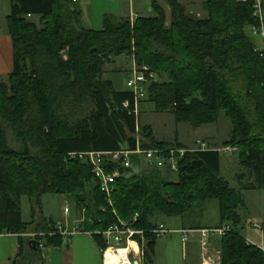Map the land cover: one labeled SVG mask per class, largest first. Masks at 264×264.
Masks as SVG:
<instances>
[{
	"label": "trees",
	"instance_id": "trees-1",
	"mask_svg": "<svg viewBox=\"0 0 264 264\" xmlns=\"http://www.w3.org/2000/svg\"><path fill=\"white\" fill-rule=\"evenodd\" d=\"M165 1L169 25L153 0L155 17L132 22L106 15L100 31L85 27L75 0L12 1L8 28L14 69L7 81L0 78V234L19 235L18 264H45L40 244L61 248L65 243L52 219L23 220V196L40 206L47 194L75 198L84 212L82 231L91 233L102 251L107 246L99 233L120 221L138 215L135 226L148 231L164 216L183 217L218 201L216 228L225 221L231 228L221 238V264H264V249L241 235L239 213L246 206L243 191L264 190V51L249 33L259 25L255 1L208 0V16L202 19L190 17L177 0ZM122 56L159 78L146 84L139 105L152 103L157 112H172L178 123L195 127L214 124L224 113L233 126L225 147L237 148L246 169L239 179L254 180L232 187L222 176L220 151L209 148L188 151L178 162L176 180L168 178V169H124L127 176L116 180L108 198L91 165L78 157L70 160V154L123 146L134 151L138 145L188 148L177 140H157L151 126L140 125L134 92L105 79L106 67ZM2 122L22 143L19 149L9 145ZM132 160L137 165L141 158ZM33 224L37 228L31 232ZM158 240L146 235L144 264H155Z\"/></svg>",
	"mask_w": 264,
	"mask_h": 264
},
{
	"label": "rangeland",
	"instance_id": "rangeland-1",
	"mask_svg": "<svg viewBox=\"0 0 264 264\" xmlns=\"http://www.w3.org/2000/svg\"><path fill=\"white\" fill-rule=\"evenodd\" d=\"M10 0H3L0 5V32L6 31L7 21L6 17L9 14ZM182 4L186 13L195 19H202L208 16L205 9V3L208 0H177ZM243 2L242 0H237ZM158 3L163 7L167 16V24L169 25L171 18V8L165 0H158ZM153 0H137L135 2V11L129 8L128 0H79L76 3V9L82 12V22L85 27L93 30L100 31L104 28V17L106 15L120 18L121 16H128L131 14L132 18L141 14L144 17H155L153 10ZM39 25V18L32 19ZM249 33L250 29H249ZM254 37V36H253ZM256 42L262 46L260 38L256 37ZM134 61L129 60L126 56L117 59L116 64L108 65L106 71L112 70L114 74H118L121 79V84L116 85L123 90L127 88L129 69H133ZM106 73V72H105ZM110 74L111 73H107ZM159 79V78H158ZM157 79V80H158ZM116 87V88H117ZM139 122L140 125H149L152 127L155 137L159 140L175 141L179 138L187 144L194 143L197 139L207 143L208 148L217 149L221 153V170L222 176L225 177L232 187L241 188L246 182L254 180L249 177L245 180H240L239 176L246 173V169L240 164L239 151L236 147H232L233 151L226 154L223 149L225 143L232 138V123L224 113L220 115L219 121L205 126L195 127L190 123H178L175 115L172 112H157L152 103L145 102L139 105ZM9 145L12 148L19 149L22 146L13 130L5 122H2ZM198 141L194 145L197 146ZM150 165L145 159L140 160V164L135 165V173H140ZM163 172L168 171L166 168L160 169ZM170 171V170H169ZM168 178L176 180L177 174L170 171ZM89 188V197H91ZM243 196L246 206L239 210L242 216L241 235L247 240L251 241L253 245L260 247L263 240V227H264V190H249L243 191ZM22 217L25 222L35 221L36 224H42L44 219H53L56 226L62 225L68 231H76L73 236H66L65 243L62 250H66L73 242L76 244L90 246L97 249L99 253V261L102 264V256L90 234L81 233V227L85 228L83 222L76 223L79 215V208L75 198L71 196L47 194L41 199L40 206L35 205L28 196H23L22 203ZM68 209L69 212H65ZM81 219H84L82 213ZM80 219V220H81ZM220 210L218 201H209L198 207L192 213L183 217L168 218L162 217L159 224H164L167 229L179 230L182 228L188 229L192 226H201L216 228L220 224ZM227 221L224 222L226 226ZM37 227V226H36ZM80 231V232H79ZM206 245L203 246L201 237L198 234H190L187 241H182V235L179 233H171L166 237L161 238L156 246V264H221V238L214 236L206 239ZM210 248L212 250H210ZM204 250H208L204 252ZM54 251V248H47L44 252L45 256ZM204 252V254H202ZM91 258V257H90ZM133 261L138 259L132 256ZM202 259V260H200ZM145 258L143 259V264ZM46 264V261H45Z\"/></svg>",
	"mask_w": 264,
	"mask_h": 264
},
{
	"label": "built area",
	"instance_id": "built-area-1",
	"mask_svg": "<svg viewBox=\"0 0 264 264\" xmlns=\"http://www.w3.org/2000/svg\"><path fill=\"white\" fill-rule=\"evenodd\" d=\"M114 1V0H112ZM246 2L248 0H242ZM254 17L259 21V25H255L250 28L251 35L258 37L262 41V46H259L257 50L264 51V0H254ZM136 18H132V22ZM158 76L147 67L139 68L134 62L133 71L128 79L126 85L127 88L134 92L136 96L135 113L139 114L138 100L145 96L146 84L155 81ZM124 107H129V103H124ZM207 143L198 141L197 146L193 148H141L137 146L136 150H130L127 146H123L121 150L115 152H86V153H72L69 155V159L73 160L77 157L81 160L89 163L92 167V173L99 182L100 189L105 193L108 198L113 193V184L121 176H127L123 172L124 169H134L132 157L137 156L145 159L150 165L158 169L166 168L174 173L178 172V162L185 156L188 151L196 150H208ZM219 151V150H218ZM223 151L228 154L233 151L232 147L224 148ZM65 212H69L65 209ZM84 213V212H83ZM139 216L136 215L131 221H120L119 224L110 227L107 231L99 233L105 240L106 249L103 250L104 264H107V256L119 255L121 250H127L126 259L123 261L127 264H135L137 261L139 264H143L144 259V246L146 235L149 234L157 239L166 237L171 233H179L182 235V241L185 243L187 237L190 234H198L201 237L203 246L206 245V239L210 237H224L231 231L229 226H223L221 228H207V229H179L170 230L167 229L164 224H159L156 227L145 231L135 226ZM84 220V219H83ZM57 232L64 236H73L76 231H68L62 225L57 226ZM91 234V233H90ZM140 239V240H139ZM248 243L253 244L247 240ZM132 244L136 245L135 249ZM40 247L43 249L44 245L41 243ZM208 250H204L207 252ZM204 252L202 254H204ZM132 256L138 258L132 260Z\"/></svg>",
	"mask_w": 264,
	"mask_h": 264
},
{
	"label": "crops",
	"instance_id": "crops-1",
	"mask_svg": "<svg viewBox=\"0 0 264 264\" xmlns=\"http://www.w3.org/2000/svg\"><path fill=\"white\" fill-rule=\"evenodd\" d=\"M12 1L10 0V11L8 16L11 13V6H12ZM76 3L79 2V0H75ZM129 1V8L132 11H135V2L137 0H128ZM3 2V0H0V5ZM133 12V11H132ZM8 16L6 17L7 21V29L6 31L0 32V78L4 81L8 80L9 75L13 72L14 69V46H13V41L9 33V28H8ZM141 16V14L136 15V17ZM125 17H130L132 19L131 14L126 15V16H121L120 18H125ZM37 17H33L31 19H35ZM105 18V17H104ZM104 25V23H103ZM130 71L131 68L129 69V72L127 71L128 74V79L130 78ZM107 73H111L107 74ZM105 79L110 80L113 82L114 86L117 87L116 85L121 84V79L118 76V74H114L112 70H107L105 73ZM118 90H123L121 88H118ZM142 105V104H141ZM155 136V135H154ZM157 140H159L157 137H155ZM179 143L183 144L184 146L188 148H193L194 145L196 144L197 141H201L197 139L194 143L192 144H187L180 140L179 138H176ZM159 141H165V140H159ZM165 142H173V141H165ZM79 208V207H78ZM83 211L79 208V215L78 218L76 219V223H82L83 220L81 219ZM81 219V220H80ZM53 220V219H52ZM30 223V222H28ZM60 225V224H59ZM58 225V226H59ZM36 224H33L30 229L31 232L35 231L36 229ZM264 228V227H263ZM84 228L81 227V233L84 234H90L89 232H83ZM80 232V231H79ZM35 234H25L23 237H33ZM91 235V234H90ZM92 236V235H91ZM93 238V237H92ZM94 240V239H93ZM95 242V241H94ZM262 244L260 245V248L264 249V232H263V240L261 242ZM30 245V243H27ZM27 244H25V249H27ZM96 244V242H95ZM96 248H98L99 252L101 253L102 256V264H104V258H103V251L99 248V246L96 244ZM21 250V244H20V239L19 235L17 234H0V264H18L17 262L19 261V252ZM47 248L42 249V254L44 261H46V264H101V261H99V253L97 249H94L90 246H84L80 244H76L73 242L65 251L62 250V248H54V251H50L46 256H45V251ZM210 250H212L210 248ZM156 256V249H155V255ZM91 257V258H90ZM202 260V259H200ZM155 262V259H154ZM156 264V263H155ZM201 264H203L201 262Z\"/></svg>",
	"mask_w": 264,
	"mask_h": 264
},
{
	"label": "bare ground",
	"instance_id": "bare-ground-1",
	"mask_svg": "<svg viewBox=\"0 0 264 264\" xmlns=\"http://www.w3.org/2000/svg\"><path fill=\"white\" fill-rule=\"evenodd\" d=\"M87 212V211H86ZM86 217V216H85ZM132 246L137 249L136 245L132 244ZM128 253L127 250H121L119 255H109L107 256V264H127L123 261L126 259V254Z\"/></svg>",
	"mask_w": 264,
	"mask_h": 264
},
{
	"label": "water",
	"instance_id": "water-1",
	"mask_svg": "<svg viewBox=\"0 0 264 264\" xmlns=\"http://www.w3.org/2000/svg\"><path fill=\"white\" fill-rule=\"evenodd\" d=\"M135 264H139V263L136 261Z\"/></svg>",
	"mask_w": 264,
	"mask_h": 264
}]
</instances>
